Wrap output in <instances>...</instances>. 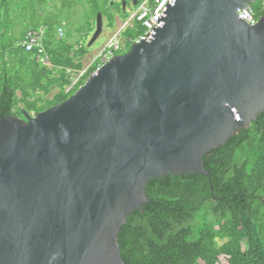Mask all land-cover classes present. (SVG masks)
Returning <instances> with one entry per match:
<instances>
[{"label": "water", "instance_id": "1", "mask_svg": "<svg viewBox=\"0 0 264 264\" xmlns=\"http://www.w3.org/2000/svg\"><path fill=\"white\" fill-rule=\"evenodd\" d=\"M254 1L168 0L64 101L0 118V264H124L146 184L208 176L202 156L264 112V16L237 13ZM102 32L97 13L87 48Z\"/></svg>", "mask_w": 264, "mask_h": 264}, {"label": "trees", "instance_id": "2", "mask_svg": "<svg viewBox=\"0 0 264 264\" xmlns=\"http://www.w3.org/2000/svg\"><path fill=\"white\" fill-rule=\"evenodd\" d=\"M136 1L137 8L143 0ZM250 11L263 17L264 0ZM114 12H122L120 0H0V118L23 119V112L34 115L71 96L100 64L96 59L73 83L92 18L100 13L112 29ZM34 31L40 55L25 49ZM73 31L79 36L70 41ZM143 33L133 22L122 37L133 43ZM202 163L208 176L166 175L146 184L147 202L125 217L117 235L124 264H264V112Z\"/></svg>", "mask_w": 264, "mask_h": 264}, {"label": "built area", "instance_id": "3", "mask_svg": "<svg viewBox=\"0 0 264 264\" xmlns=\"http://www.w3.org/2000/svg\"><path fill=\"white\" fill-rule=\"evenodd\" d=\"M168 0H143L136 8L134 13L123 24V29L126 28L132 21L139 23L144 28V33L136 40L139 43L145 40L148 33L156 25L158 18L166 10V4ZM238 17L245 21L248 25H254L257 20L253 17L250 10H237ZM40 31V30H39ZM41 32V31H40ZM61 35V32L59 33ZM118 34H115L107 43L102 52L98 55L101 57V61H107L113 57L114 53L118 51L121 46L116 41ZM128 42V41H127ZM40 46V34L37 31L31 32L27 35V41L25 43V49L32 51L33 48H38L37 52L40 55L42 49ZM111 47V49H108ZM38 55V57H39Z\"/></svg>", "mask_w": 264, "mask_h": 264}, {"label": "rangeland", "instance_id": "4", "mask_svg": "<svg viewBox=\"0 0 264 264\" xmlns=\"http://www.w3.org/2000/svg\"><path fill=\"white\" fill-rule=\"evenodd\" d=\"M110 2H109V5H110ZM56 5L59 7L58 4H56ZM47 10H49V9H47ZM132 11H133V8L131 9L130 12H132ZM130 12L129 13L127 12L124 15L121 14L120 15V20L121 21H115L114 27L112 29L107 27L106 18L105 17L103 18V32H102L101 36L97 39V41L91 47L87 48V50H88L87 54L82 59L83 60L82 61L83 69L80 71V73L84 72L93 63L95 58L102 52L104 47L107 45V43L110 40V38H112L115 34H118V33L120 34L118 36L117 42L119 43L120 46L124 45V40H123V37L121 35L123 30H124L122 22L124 20L125 21L128 20V15L130 14ZM85 13H87V12L85 11L84 13L81 14V16H84ZM114 13H115V15H119V13H117V12H114ZM77 19H79V18H77ZM77 19H73V21H76ZM92 20H93L94 26H95V18L93 17ZM92 33L89 35V38L91 37ZM78 36H79V34L76 33L75 31H73L70 41L76 39ZM89 38L82 40L81 44L84 42L85 43L84 45L86 47V44L88 43ZM78 76L79 75H77V77L74 76L73 82H75V79L78 78ZM54 91H56V90H54ZM54 91L51 92L47 96V98H51L53 96V94L55 93Z\"/></svg>", "mask_w": 264, "mask_h": 264}, {"label": "clouds", "instance_id": "5", "mask_svg": "<svg viewBox=\"0 0 264 264\" xmlns=\"http://www.w3.org/2000/svg\"><path fill=\"white\" fill-rule=\"evenodd\" d=\"M135 9H136V8H135ZM135 9H134V10H135ZM133 13H134V12H131V13L128 15V19H129V17H130ZM256 20H257V19H256ZM120 21H121V20H120ZM133 22H135V21H132V22L130 23V25H128L127 27L132 26ZM122 23L124 24L125 21H123ZM127 27H126V28H127ZM126 28H124L123 32L125 31ZM60 32H61V35L59 34ZM123 32H122V33H123ZM55 35H57V36H59V37H62V36H63V31H62L60 28H58V29L56 30V34H55ZM119 35H120V34H119ZM119 35H118V36H119ZM121 35H122V34H121ZM110 39H111V38H110ZM117 39H118V37L116 38V41H117ZM137 39H138V38H137ZM137 39H136V40H137ZM123 40H124V45H121V48H120L121 50H123L124 47L126 46V44H128V43H129V45H131V44H133V43H137L136 41L132 43L130 40L127 42L126 39H124V38H123ZM109 41H110V40H109ZM109 41H108V42H109ZM129 47H130V46H129ZM86 48H87V44H86ZM104 48H105V47H104ZM120 49H119V50H120ZM128 49H129V48H128ZM115 54H117V51L114 53V55H115ZM114 55H113V56H114ZM96 59H100V64H99L98 68H99L104 62H106V61L102 62V61H101V57H98V56L95 58V60H96ZM95 60H94V61H95ZM94 61H93V62H94ZM107 61H108V60H107ZM81 62H82V61H81ZM98 68H97V69H98ZM97 69H96V70H97ZM85 71H86V70H85ZM85 71H84V72H85ZM84 72H82V73H80V74H78V75L81 76ZM79 76H78V78H79ZM73 83H74V82H73ZM78 88H79V87H78ZM31 116H32V115H31Z\"/></svg>", "mask_w": 264, "mask_h": 264}, {"label": "flooded vegetation", "instance_id": "6", "mask_svg": "<svg viewBox=\"0 0 264 264\" xmlns=\"http://www.w3.org/2000/svg\"><path fill=\"white\" fill-rule=\"evenodd\" d=\"M124 2H125V4H124V7L122 6V0H120V3H121V11L122 12H120V14L119 15H115L114 16V18H115V21H120V15L122 14H125V13H129L130 11H131V9L133 8V11H134V9L136 8V5H137V1L136 0H124ZM135 3V4H134ZM132 11V12H133ZM131 13V12H130ZM102 18H104L103 16H102ZM83 61V60H82ZM9 116H13V117H16V116H14V115H9ZM33 116V115H32ZM16 118H19V117H16ZM19 119H21V118H19ZM21 120H24V118L23 119H21Z\"/></svg>", "mask_w": 264, "mask_h": 264}]
</instances>
